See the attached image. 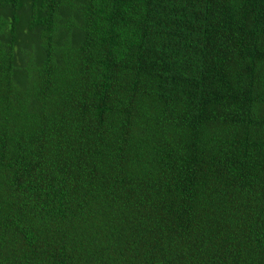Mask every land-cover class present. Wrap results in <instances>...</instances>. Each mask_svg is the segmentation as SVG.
I'll return each mask as SVG.
<instances>
[{"label": "trees", "instance_id": "16d2710c", "mask_svg": "<svg viewBox=\"0 0 264 264\" xmlns=\"http://www.w3.org/2000/svg\"><path fill=\"white\" fill-rule=\"evenodd\" d=\"M0 264H264V0H0Z\"/></svg>", "mask_w": 264, "mask_h": 264}]
</instances>
